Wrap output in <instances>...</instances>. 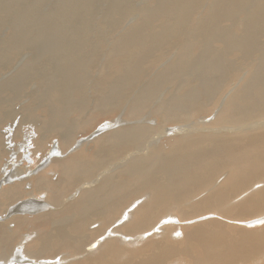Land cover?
Listing matches in <instances>:
<instances>
[{"label":"bare ground","instance_id":"obj_1","mask_svg":"<svg viewBox=\"0 0 264 264\" xmlns=\"http://www.w3.org/2000/svg\"><path fill=\"white\" fill-rule=\"evenodd\" d=\"M257 1L215 0L219 12L211 10L210 21L197 31L213 41L221 32L216 28L219 20L238 17L251 5L252 21L245 23L260 33L228 41L235 55L255 58L249 67L262 70L251 74L244 87L234 88L221 104V90L232 85L231 76L238 71L221 54L207 57L200 69H178L176 76L182 74L186 89L183 94L170 92L162 101L159 95L165 84L180 78L167 77L161 86H150L152 91L128 99L118 91L131 89L138 72L121 68V59L112 63L120 79L109 84L110 92L97 104L72 100V93L79 92L77 86L86 80L83 74L75 76L76 64L71 61L62 72L64 82L43 80L42 92L33 93L19 112L14 110L15 119L3 111L5 100L0 101V264H60L62 260L63 264H121L127 257L123 264H264V53L257 44L258 35L264 33V3ZM193 3L175 6L182 13L176 27L199 5ZM176 38L175 31H168L155 41L156 48H147L149 43L138 39L127 50L130 54L135 47L159 51ZM7 55L0 57V65L7 63ZM13 71L19 81L5 79L0 92H18L35 74L29 67ZM93 107L98 116L125 107L127 118L134 119L149 108L153 112L149 117L160 121L156 127L128 126L109 134L100 148L110 146L90 161L63 159L61 153L76 132L93 124L85 116ZM214 110L211 127L202 128L200 117ZM28 123L33 125L26 129ZM6 124L10 127L4 130ZM164 129L170 130L169 138L174 130L171 138L176 145L157 148L155 140L160 141ZM55 138L59 158L51 153L39 176L31 177L41 161L34 155L44 153ZM30 154L33 160L28 167L24 157ZM49 171L59 175L57 182L50 181ZM42 191L49 194L48 201L35 196ZM36 210L40 211L36 218L27 217ZM31 222L48 225L49 230L30 233L25 228L26 234H21ZM157 236L163 240L155 241ZM125 242L145 246L130 250L122 245Z\"/></svg>","mask_w":264,"mask_h":264},{"label":"rangeland","instance_id":"obj_2","mask_svg":"<svg viewBox=\"0 0 264 264\" xmlns=\"http://www.w3.org/2000/svg\"><path fill=\"white\" fill-rule=\"evenodd\" d=\"M214 1L215 0H0V57L8 54L5 58L7 63L0 65L2 68H0V85H2L5 79L6 81L7 79L11 80V83L19 81L17 79L18 77L14 75V68L17 70L29 67L35 73L33 78L25 81V84L20 87L18 92L17 90H5L4 93L0 92L2 94V96L0 94V101L4 102L3 100H5L7 103L3 111L6 113L9 111L8 114H13L12 118L15 119L16 115H14V110L15 112H19L21 107L27 103L28 98L33 93L42 92L41 87L43 80L49 82L58 81L62 84L61 82H64L65 78L62 72H65L64 68L69 61L76 64L73 69V71L76 72H73L75 76L77 74H83L82 77H85L86 80V82H82V85L77 86L79 87V92L72 93V100L76 103L87 101L97 104L110 92L109 84L120 79L121 74L112 66L113 61L117 59L122 60L121 68L124 67L126 71L136 70L138 72L137 80L131 89L118 91L120 95L131 99L142 92L146 93L152 91L150 86L153 88L161 86L167 77H171L172 75L178 77L176 76V71L178 69H185L187 67L200 69L201 64L206 63L207 57L218 54H221V57H225L231 61L232 66L238 70L236 74H232L231 76L232 85H228V88L226 87L221 90L218 98L220 101L218 103L221 104L224 101L223 99L230 96L229 94L233 95L231 91L234 90V88L244 87L247 84L245 83L246 79L249 78L251 74L260 73L262 69L259 67L254 69L249 67L256 62L255 58L242 59L232 52L233 48L229 44L230 40H232V42H236L239 39L242 40L254 31V29H250V24H246L252 21L250 18V13L253 12L251 5L246 6L250 11L244 8L242 10L243 13L238 17L233 19L222 18L219 20L216 28H219V30H217L221 32L218 33L220 34L219 36L213 38V41L209 38L208 41L206 35L197 32L200 27L210 21V14L213 13L211 10L214 11L215 8H217L216 12H219V7L214 6ZM250 1L252 2V0ZM259 1L256 3H264V0ZM196 2H198L199 5ZM192 3L198 6L195 10L191 11L189 16L183 21V25L181 24L179 28L176 27L178 22L182 19V13L178 11L175 6L180 5L185 7V5ZM166 8L169 9L167 10ZM162 13L165 14L163 15ZM257 13L258 11L254 14L257 16ZM240 20L246 23L242 24ZM236 24H240V26L237 27ZM220 28L222 30H220ZM168 31H175L177 33V38L168 42L159 51L151 49L147 51L143 48L135 47L133 48L134 52L131 53L132 56H130L131 54L127 50V47L130 45L129 43L140 39L147 44L149 43L147 48H156L155 44L158 37ZM254 33L257 34L260 32L255 29ZM222 38H225V41L222 40ZM228 39L230 40L228 41ZM127 44L128 46H126ZM257 44L258 48L264 53V33L258 35ZM183 45L185 46L184 49L182 48ZM5 50H7L6 53ZM57 71L60 72L57 73ZM61 74L63 76H61ZM178 78H180V81L165 84V90L159 95L161 101L166 99L170 92H172L173 95L184 93L186 82L183 81L182 74ZM16 84H18L19 88V82ZM81 86L83 88L80 90ZM36 103L38 104L40 101L37 99ZM149 111V108L145 109L144 113L138 119H134L127 118L129 112L125 107L118 108V110H114L113 112H105L100 116H98V111L95 110V107L90 108L85 116L93 119V124L89 125L84 130L76 132L72 144L68 148L63 147L64 150L63 153H61V155L63 154L62 158L79 157L82 161H90L97 153L102 152L110 146L107 145L105 148H100V145H102L101 142L109 134L128 126L151 125L156 127L158 125L157 122L160 120L159 118H150L148 114H153V112ZM214 112L215 110L206 113V116L202 115L200 117L199 121L202 128L211 127L209 121L212 122L214 120ZM31 113L33 116L37 115L33 111H31ZM20 118L21 116L19 115L17 119ZM108 122L112 123L111 127L106 126ZM30 125L33 124L28 123L25 128H29ZM6 126L4 130L10 127L8 124H6ZM200 126L199 128H201ZM103 127H105V129L100 131ZM171 127L173 128L171 125L167 129ZM167 129L159 132L160 136H158V138H160V141H158V139L155 140L156 144H158L157 148L167 149L170 144L172 145L174 143L176 145L172 135L174 130L170 133V136L173 138H169L166 136V133L169 134L170 130L167 131ZM200 130L206 131L203 129ZM200 130L198 131L200 132ZM31 135L35 141L36 135L34 136L33 133ZM58 141V138L52 139L46 146L44 153L38 152L34 155L37 160L41 161L36 165L35 162L33 163V165H35V173H32V175L30 174L31 177L39 176L38 173L43 170L42 166L47 162L51 153V156L57 157L56 160L59 158L58 155H55L58 153ZM23 142H26V140L24 139ZM31 150H33V148H31ZM145 150L144 148V152ZM24 159L28 167L32 165V154L24 157ZM16 160H18V158H16ZM111 165L112 164L106 166V169ZM117 172L114 173L116 174ZM48 177L52 178H50L52 183L57 182L59 179V175L57 176L54 171H49ZM84 181H86V179H84ZM27 187L31 188V185L28 184ZM35 196L43 202L49 199V194L43 191L39 194H35ZM31 198L33 199V197ZM22 200H27V198ZM51 207L53 208L52 204ZM36 211L38 213L35 215L27 214L28 216H26L29 218H36V215L40 214L39 210ZM192 224L194 225V223ZM192 224L189 225L193 226ZM196 224L199 223L196 222L195 225ZM14 225L11 224V227L13 228ZM25 228H29L30 233H34L37 230L40 232L49 230L48 225L31 222L30 225H26L22 229L21 234H26ZM166 235L167 232L165 236ZM155 238L157 241L163 240V238L159 236L153 239L155 240ZM122 245L128 247L130 250H136V248L141 249L145 246L141 244L132 247L131 242H125ZM99 254L100 253L93 258H96ZM57 255H62V252H58ZM70 256L71 258L74 257L72 255ZM59 257L61 258V256ZM129 258L130 257L124 258L120 263L123 264ZM63 263L64 261L62 260L60 264Z\"/></svg>","mask_w":264,"mask_h":264}]
</instances>
